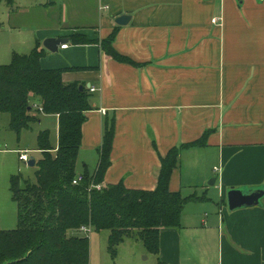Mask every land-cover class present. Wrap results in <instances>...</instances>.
I'll return each mask as SVG.
<instances>
[{
	"label": "crops",
	"instance_id": "0c3cea01",
	"mask_svg": "<svg viewBox=\"0 0 264 264\" xmlns=\"http://www.w3.org/2000/svg\"><path fill=\"white\" fill-rule=\"evenodd\" d=\"M8 10L12 29L34 32L21 53L39 46L44 69L95 89L78 174L98 166L107 113L116 129L104 185L153 190L161 157L184 145L170 190L199 198L179 227L161 228L158 254L143 244L130 264H146L142 254L153 264H264V198L233 211L227 204L231 188L264 185V0H15ZM73 34L90 42H72ZM111 35L113 49L136 64L105 51ZM49 37L69 41L52 52ZM45 115L56 121L58 147L59 115L38 122Z\"/></svg>",
	"mask_w": 264,
	"mask_h": 264
},
{
	"label": "trees",
	"instance_id": "16d2710c",
	"mask_svg": "<svg viewBox=\"0 0 264 264\" xmlns=\"http://www.w3.org/2000/svg\"><path fill=\"white\" fill-rule=\"evenodd\" d=\"M3 1L11 7L15 3H0ZM71 40L90 42L82 34H73ZM112 40L113 35L103 41L105 51L120 62L136 64L115 51ZM42 55L43 49L38 46L28 54L15 53L10 64L0 65V114H10V129L20 134L38 122L42 113L59 115L58 147L52 146L49 130L39 133L37 149L42 158L36 163L37 181L21 175L11 178L19 225L10 230L0 227V264H88L90 238L80 233L82 227L108 231V250L113 258L127 239L139 241L149 252L158 254L161 228L179 227L185 205L199 198L170 190L171 175L184 145L161 157L155 189L128 188L123 182L104 185L116 129L114 113H107L98 166L94 171L85 168L84 180L73 184L78 174L82 125L86 112L93 109L91 89L79 82L64 83V69H44ZM95 184H102V188H95Z\"/></svg>",
	"mask_w": 264,
	"mask_h": 264
},
{
	"label": "rangeland",
	"instance_id": "374dc122",
	"mask_svg": "<svg viewBox=\"0 0 264 264\" xmlns=\"http://www.w3.org/2000/svg\"><path fill=\"white\" fill-rule=\"evenodd\" d=\"M8 4L0 3V65L10 64L13 54L27 50V44L33 39V30L29 28L12 29L8 19ZM4 29V30H3ZM11 116L8 113L0 114V227L5 230L17 228L19 225L18 205L13 200L11 178L21 175L24 179L36 182L38 166H30L20 159V151L27 150L30 158L38 162L42 153L37 150L38 136L41 130H50L52 141L56 140V121L52 115L42 116L41 122H36L29 129H23L20 134L10 129ZM21 149V150H20ZM56 152L54 151L53 154ZM23 185V183H22ZM73 234V231L71 232ZM84 234L83 232H80ZM90 236L91 256L90 264H130L133 263V252L143 248L139 241L127 239L118 250L115 258L108 250V231L97 232L92 230ZM154 256L142 254L137 261L146 264L155 263Z\"/></svg>",
	"mask_w": 264,
	"mask_h": 264
},
{
	"label": "water",
	"instance_id": "95a60500",
	"mask_svg": "<svg viewBox=\"0 0 264 264\" xmlns=\"http://www.w3.org/2000/svg\"><path fill=\"white\" fill-rule=\"evenodd\" d=\"M127 18L126 15L120 16L116 22L118 24H124L125 19ZM67 38H54L49 37L44 40V46L52 51L57 52L60 46L68 42ZM83 89V86H81ZM28 165L35 166L36 160L34 157H31L28 161ZM264 198V185L262 187L257 188H231L227 192V204L228 209L233 211L235 209L245 207V206H255L261 204V200Z\"/></svg>",
	"mask_w": 264,
	"mask_h": 264
},
{
	"label": "built area",
	"instance_id": "2783aa9c",
	"mask_svg": "<svg viewBox=\"0 0 264 264\" xmlns=\"http://www.w3.org/2000/svg\"><path fill=\"white\" fill-rule=\"evenodd\" d=\"M62 47H65V45H63ZM94 90H95L94 88L91 89V91H94ZM20 159L23 160V161H26V162H28L30 160V156H29L27 150H21L20 151ZM83 180H84V175L82 173L77 174L76 177L73 180V184L78 185ZM94 187L97 188V189H101L102 188V184H95ZM81 229H82L81 231H85V232L90 231L89 227H82Z\"/></svg>",
	"mask_w": 264,
	"mask_h": 264
}]
</instances>
